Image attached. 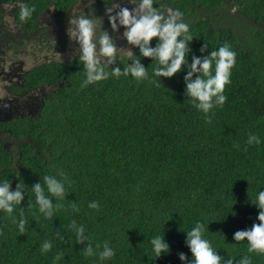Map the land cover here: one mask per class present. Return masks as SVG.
Returning a JSON list of instances; mask_svg holds the SVG:
<instances>
[{"label": "trees", "instance_id": "1", "mask_svg": "<svg viewBox=\"0 0 264 264\" xmlns=\"http://www.w3.org/2000/svg\"><path fill=\"white\" fill-rule=\"evenodd\" d=\"M85 1L0 0V26L7 7L33 31L48 7L80 15ZM138 3L142 12L127 23L82 17L103 57L86 59L79 48L70 61L35 67L27 88L51 87V96L36 115L0 125L10 130L0 142V187L19 193L0 197V264H194L188 233L197 228L218 264H264V249L235 238L264 212V0ZM24 7L31 14L21 19ZM143 16L185 26L183 61L171 76L163 73L175 53L160 60V37L134 43L115 29L127 35ZM222 47L233 62L202 101L188 85L216 76L221 58L211 54ZM195 60L211 62L208 75L199 64L193 70ZM156 238L167 245L159 253Z\"/></svg>", "mask_w": 264, "mask_h": 264}, {"label": "flooded vegetation", "instance_id": "2", "mask_svg": "<svg viewBox=\"0 0 264 264\" xmlns=\"http://www.w3.org/2000/svg\"><path fill=\"white\" fill-rule=\"evenodd\" d=\"M119 1L120 5H117V7H115L112 2L111 5L103 8L97 6L95 0H86L84 2L85 7L84 5L78 6V9L80 8L81 11L84 12H80V15L77 13H75V15L68 13L67 17L65 15H60V11L57 8L48 7L46 12H43L45 14H41L38 18V25L33 31H23L22 26L17 23L15 19L14 23L16 24V27L13 31L7 29L8 23L6 21L1 24L0 113L4 108H10V111L8 112L9 117H7L8 120H0L1 126L4 123L7 124L12 122L11 120L14 118L27 115L33 116L39 113L43 99L51 96L53 88L46 86L49 93H44L43 95L40 94L38 88H42L44 90L46 88L45 86L28 89L26 82L29 77V73L31 72L30 70L38 67L42 63H45L46 60H63V62L70 61L78 55L79 48L84 50L82 37L79 31V21L80 19H83L82 17H86L90 14L97 19L107 20L110 16H114L115 22H117V19L121 22L125 19L123 12L127 10L129 12L127 20L130 21L134 12L139 14L144 8L141 3H138V0ZM149 5L150 3H148L145 8H148ZM108 25L109 26L102 25L100 27L106 29L112 24ZM112 28L114 27L112 26ZM115 29L121 33L120 38L126 37V40H128V36L123 33L121 27H116ZM6 37L10 39L6 41ZM13 43L18 46L15 47ZM41 44H43L42 47L38 48ZM2 45H7L8 50L14 52L12 58L6 54ZM36 48L38 50V54L36 56L31 55V51ZM18 52L23 55L20 57L17 56L16 54ZM28 57L30 61L29 69H27L29 67L27 62ZM19 87L22 90L20 93H18V90H20ZM32 93H35L36 97L32 98ZM22 96L27 97V99L19 101V98ZM9 132L10 130L7 128H3L0 131V142H4L6 140L8 144V139L10 138ZM7 144H5V146Z\"/></svg>", "mask_w": 264, "mask_h": 264}, {"label": "clouds", "instance_id": "3", "mask_svg": "<svg viewBox=\"0 0 264 264\" xmlns=\"http://www.w3.org/2000/svg\"><path fill=\"white\" fill-rule=\"evenodd\" d=\"M150 0H144L145 5H147ZM31 14V10L28 7H24L20 11L21 19H25ZM125 17V23L128 22L127 18L129 17V12L125 10L123 12ZM161 16H143L138 21H135L130 28V31L127 33L128 40L132 42H139L140 39H143L145 43H148L153 37H160L164 43L158 48V55L162 62L167 61L169 57L175 53V59L172 61L171 65L168 67L167 71L163 74L166 76H171L173 73L179 70L180 65L183 61V49L184 42H177V37L179 33L184 30V25H175L171 19L167 20L163 25L160 24ZM79 31L82 37L84 51L87 54L86 59L91 60L93 46L90 43L92 36V29L90 26V22L86 19H80L79 21ZM104 48L103 52L105 54H111L113 52V48L108 45L107 39L104 40ZM143 54L145 56L152 55L151 49H143ZM212 57L219 56L221 59L217 61L216 67V76L214 78L207 79L203 81L201 79H197L195 82L190 83L188 85V89L192 95L198 96L200 100L207 101L209 99V95L212 92H218L223 86L226 80V72L228 67L233 62V53L226 50V48L222 47L219 51H213ZM200 65L201 70L205 75H208L210 64L209 60H204L201 64L199 60H195L192 64V68L195 71L196 66ZM31 69L30 71H32ZM191 74H189V77ZM207 107V105H205ZM23 117V116H22ZM8 186L0 187V197H4L7 200H12L19 196V193H16L15 196L9 194L7 190ZM50 190L54 192L60 191L58 187L52 186L50 183ZM36 193L38 194V199L40 202L47 207V201H44L42 197L39 196L40 187L39 185L35 188ZM262 206H264V193H261L258 197ZM3 201H0L2 203ZM259 221L261 222L259 225H254L252 230L246 232H237L235 234V238L237 240L247 238L252 242L253 247H259L264 249V212H262L259 217ZM189 237V245L191 252L194 256V264H218V257L213 253L209 244L206 240L201 239L200 229H194L188 233ZM155 246V250L157 253L160 252L161 249H166L167 245L164 244L159 238H156L153 241ZM183 259V256L181 257Z\"/></svg>", "mask_w": 264, "mask_h": 264}, {"label": "rangeland", "instance_id": "4", "mask_svg": "<svg viewBox=\"0 0 264 264\" xmlns=\"http://www.w3.org/2000/svg\"><path fill=\"white\" fill-rule=\"evenodd\" d=\"M12 9L11 8H9V7H7V10H6V16H5V19H4V21H6L7 23H8V25H7V29L8 30H10V31H13L14 29H15V23H14V18H13V16H12ZM3 35V34H2ZM0 38H1V36H0ZM10 38H8V37H6V41L7 40H9ZM105 39H107V37L105 36ZM111 44H113V43H110L109 42V45H111ZM13 45L15 46V47H17L18 45L17 44H15V43H13ZM113 45H115V44H113ZM92 46H95V44L94 45H92ZM2 47L5 49V51H6V54L8 55V56H10V58H12L13 57V54H14V52H11L10 50H8V46L7 45H2ZM37 48L36 49H34V50H32L31 52H32V54L31 55H33V56H36L37 55ZM93 54H94V56L95 57H97V59L98 58H100V57H103L102 55H99V52H92ZM17 56H22L23 54L22 53H20V52H18L17 54H16ZM28 68L27 69H29L30 68V61H29V57H28ZM35 64V63H34ZM34 66V65H33ZM33 69V68H32ZM38 91L40 92V94L41 95H43L44 93H49V91H48V88L46 87L44 90L42 89V88H38ZM47 93V94H48ZM31 96H32V98H34V97H36V94L35 93H32L31 94ZM25 99H27V97H25V96H22V97H20L19 98V101H23V100H25ZM10 150H12L13 152H15V148L11 145V146H7Z\"/></svg>", "mask_w": 264, "mask_h": 264}, {"label": "water", "instance_id": "5", "mask_svg": "<svg viewBox=\"0 0 264 264\" xmlns=\"http://www.w3.org/2000/svg\"><path fill=\"white\" fill-rule=\"evenodd\" d=\"M43 14H45V13H42V15ZM10 111V108H4L2 111H1V113H0V120L1 121H6V120H8V118L7 117H9L8 115H9V112Z\"/></svg>", "mask_w": 264, "mask_h": 264}]
</instances>
